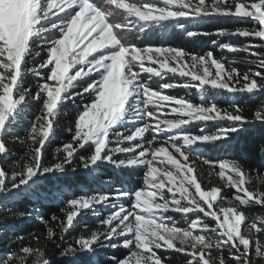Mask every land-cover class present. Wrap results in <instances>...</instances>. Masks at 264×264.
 <instances>
[{"label":"snow or ice","instance_id":"obj_1","mask_svg":"<svg viewBox=\"0 0 264 264\" xmlns=\"http://www.w3.org/2000/svg\"><path fill=\"white\" fill-rule=\"evenodd\" d=\"M210 16L247 21L248 28L231 34L264 42V0H0V161L9 155L5 136L25 122L34 104L40 106L27 121L29 162L11 173L10 182L0 166V195L12 197L23 188L39 197L42 181L66 174L77 157L80 163L71 172L84 171L102 185L108 183L99 175L103 165L144 169L142 184L135 188L60 201L67 205L61 209L66 214L60 221L61 243L84 214L95 217L102 231L79 236L74 246L57 244L56 260L22 245L0 255V264H101V256L109 264H164L168 257L159 252L182 254L185 264H254L253 252L264 260V244L257 235L264 233V215L249 221L241 210L253 203L264 205V193L254 196L245 186L253 174L262 175L260 170H246L238 157L204 158L210 169L218 164L219 178L233 190L227 197L221 188L204 190L198 169L189 162V154L202 157L209 147L227 152L248 125L264 126V100L251 118L237 101L227 102L230 111L217 100L219 93L253 100L264 94V53L250 51L256 47L251 43L217 44L222 52L244 51L256 58L250 63L258 70L241 74L231 66L235 61L226 66L212 51L196 55L135 43L138 33L169 25L194 37L199 34L187 31L185 21ZM28 75L37 78L35 92L25 84ZM169 75L188 80L152 87L153 79ZM174 87L194 90L199 103L164 94ZM68 103L77 109L73 127L67 129L71 140L56 149L63 160L45 166L43 149ZM166 108L177 118H162ZM194 122L210 124L214 131L190 133L186 126ZM158 137L162 142L152 147ZM82 151L88 154L80 155ZM218 198L230 206L217 207ZM169 213L181 214L186 226H177ZM57 219L53 214L52 220ZM47 238H55L54 229L48 228ZM117 248L126 250L122 258L105 254Z\"/></svg>","mask_w":264,"mask_h":264},{"label":"trees","instance_id":"obj_2","mask_svg":"<svg viewBox=\"0 0 264 264\" xmlns=\"http://www.w3.org/2000/svg\"><path fill=\"white\" fill-rule=\"evenodd\" d=\"M185 24L187 31L195 32L199 35L189 37L186 31L179 27L169 25L165 28L157 27L145 33H138V38L135 39V43L141 47L161 44L183 49L186 53L196 55H202L208 51H212L217 58H221L225 54V52L218 49L217 44L230 42L233 45L247 46L248 43H251L256 46L254 47L255 50L264 53V42L260 41L259 38H245L227 34L230 30L248 28L249 23L247 21H237L230 17L210 16L187 20ZM221 31L224 34L218 35ZM213 41H216V44ZM239 54L244 55L246 53L240 51ZM43 58L44 56L42 54L40 59ZM235 67L238 68L241 74L247 72V66L245 65L237 64ZM187 80L188 78L179 76H170L163 80L153 79L152 87L157 88L163 83L183 84ZM36 83L37 78L31 75L25 77L26 86H30L33 92H35ZM168 92L175 96L186 95L194 102L200 101L199 95L195 93L188 94L187 90L182 87L170 89ZM233 97L232 99V95L228 93L217 94L219 106L231 111L232 109L227 102L235 100L243 108V114L249 118H251L253 110L260 105L261 100H264V94L255 100L249 98L247 95L240 96L239 98L236 96ZM39 107L38 104H34L29 110L25 122L20 124L15 132H10L5 136L9 155L6 160L0 161V166L4 167L10 174L13 171H22V166L29 162L27 144L30 141L27 140V121L38 114L37 110ZM76 111L77 109L71 103L61 108L63 114L59 117V122L54 124V133L52 134L51 140L46 143L43 149L42 162L45 166L60 163L63 160V153L58 154L56 149L59 145L71 140V133L67 129L73 127L72 121L75 118ZM58 125L62 127H58ZM203 126H207L206 128L208 130L214 129L210 124L202 123V126L191 124L188 130L198 132V128ZM13 136L20 137V140L11 139ZM21 141L24 142L22 143ZM88 152H90V149ZM88 152L82 151L80 155H87ZM224 156L242 158L246 170L259 169L262 173L260 176L253 174L252 178L264 179V126L259 124L246 126L245 131L236 136L227 152L209 147L202 153V157L213 160ZM79 163V157H77L66 174L57 173L55 176L50 175L45 178L40 185L39 197L26 193L23 188L19 190L18 194L12 197L6 198L0 195V255H3L8 250L18 251L19 247L23 245L43 251L45 258H51L53 260L59 259L60 248H57V244H60L61 248L69 245L74 246L75 240L79 236L87 237L93 230H103L102 226L97 224L95 217L90 213L84 214L76 219L75 227L70 229L61 243L59 239L61 235L60 221L66 219V214L61 209L67 208V205L61 204L60 201L62 199L89 192H111L114 188L121 187L129 190L142 184L144 172L142 167L118 170L110 165H103L99 175L105 181H108V183L102 185L98 180L93 179L84 171L78 170L75 173L71 172V168L77 167ZM10 178L11 176H9V182ZM222 194L227 197H232L233 190L227 188ZM233 203L235 202L233 201ZM217 204L219 206H230L228 200L220 198ZM241 210L245 212L246 217L264 215V205H256L255 203ZM27 213H30V215H27ZM53 214L58 218L55 221L52 220ZM41 217H43V221ZM206 222L210 224L214 223L209 219ZM85 225L87 227H84ZM49 227L55 231V238L53 240L47 238V230ZM263 235L264 233H260V237H263ZM17 237H22L23 239L18 240ZM36 237H39V239L37 240ZM105 254L109 257L115 256L122 258L126 254V250L123 248L114 250L107 249ZM158 254L162 257H168L164 261V264H185V258L182 254L174 252H159ZM214 255H218V253L214 252ZM252 255L254 264H264V260L255 257L254 252ZM70 257L71 253L66 258ZM101 264H109V262L101 256Z\"/></svg>","mask_w":264,"mask_h":264},{"label":"rangeland","instance_id":"obj_3","mask_svg":"<svg viewBox=\"0 0 264 264\" xmlns=\"http://www.w3.org/2000/svg\"><path fill=\"white\" fill-rule=\"evenodd\" d=\"M233 31L234 30H230V31L227 32V34L228 35H232L231 33ZM152 46H164V45H161L160 44V45H152ZM165 47H168V46H165ZM218 49L221 50L219 47H218ZM250 51L258 52L254 48L250 49ZM224 52H225V54L222 57L225 60L226 66L227 65H230L232 61H235V63L234 64H231V66H235L237 64H242V65L247 66V72L249 71V69L258 70V69H256V67H255V65L253 63H250V61H254L256 59L254 56H249L246 52H245L246 54H244V55L239 54L240 51L238 53H231V52H227L225 50ZM170 76H172V75H169L168 77H170ZM176 76H178V75H176ZM144 78L147 79V76H145ZM165 79H167V77ZM257 80H258V82H260L259 81V78H257ZM174 88H176V87H174ZM171 89H173V88H171ZM169 90L170 89L163 90L164 91V94H168V95L173 96V97H187L188 99H190L186 95H182V96L172 95V94H170L168 92ZM186 90H187L188 94L195 93L194 91H192L190 89H186ZM199 98H200V96H199ZM233 98L234 97L232 96V99ZM195 103H199V102H195ZM162 118L174 119V118H177V117H176V114L170 113L168 111V109L166 108L165 109V116L162 117ZM202 123L203 122H194V123H190L189 125L192 124V125H200V126H202ZM189 125L186 126V127H187V131H189L190 133L199 134L201 132V130H206L207 132L214 131V129L213 130H208L206 128L207 126L199 127L198 128V132H195V130L194 131H190V130H188ZM58 127H62V126L58 125ZM62 130H64V129H62ZM151 135L152 134L149 133L147 137L150 139L151 138ZM161 142H162L161 141V138L158 137L157 138V141L152 145V147H158ZM169 150L170 151H173L171 148ZM176 155H177V158H179L178 154H176ZM120 158H126V157L123 154H121V157ZM203 159H204V157H197L195 155L189 154V162H190V165L192 167L198 169V171L196 172V175H197L198 181L202 185V188L204 190H211V188L217 187V188H221L222 189V192H223L225 189H227V187L225 186L226 185V181L219 178V175H218V172H219L218 164H217L216 167L210 169L208 165L204 164ZM8 174H9V176H11L10 173H8ZM245 186L249 189V191H251L254 194V196H258L261 193H264V179L251 178L250 180H246V185ZM124 203H127V202L124 201ZM216 205H217V207H219V205L217 204V202H216ZM169 215H171V216L174 217L177 226H181V227L186 226L185 223H184V221H183V219H182L181 214H178V213H169ZM257 218L258 217H253V216L247 217V219L249 221H251L253 219H257ZM206 221H207V218H205V222ZM245 234H248V233H245ZM257 235L259 236L260 241L262 242V244H264V235H263V237H260V234H257Z\"/></svg>","mask_w":264,"mask_h":264}]
</instances>
